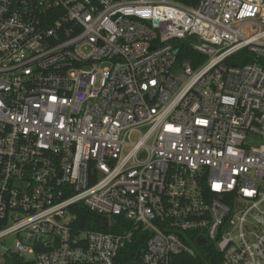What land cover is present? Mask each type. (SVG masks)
Instances as JSON below:
<instances>
[{
  "label": "built area",
  "instance_id": "1",
  "mask_svg": "<svg viewBox=\"0 0 264 264\" xmlns=\"http://www.w3.org/2000/svg\"><path fill=\"white\" fill-rule=\"evenodd\" d=\"M138 240L133 264H264V0H0V264Z\"/></svg>",
  "mask_w": 264,
  "mask_h": 264
},
{
  "label": "trees",
  "instance_id": "2",
  "mask_svg": "<svg viewBox=\"0 0 264 264\" xmlns=\"http://www.w3.org/2000/svg\"><path fill=\"white\" fill-rule=\"evenodd\" d=\"M182 4L196 6L200 0H179ZM192 39V38H190ZM189 39V41H190ZM188 40H182L177 42V64L184 60H189L192 65H195L194 61L200 58L190 46ZM202 59V58H201ZM253 61V56L248 54L246 50H242L233 56H231L227 62L229 64L242 65L247 62ZM70 212L74 215L72 224L76 227L83 229L102 230L105 232L119 233L123 229L130 228V223L123 220L122 216H111V224L107 227L102 225L103 221H107L108 217L100 216L90 211L84 204L77 203L70 208ZM134 235H144L140 230H136ZM140 247L139 240L129 244L122 250L118 256L116 264H133L134 255Z\"/></svg>",
  "mask_w": 264,
  "mask_h": 264
},
{
  "label": "rangeland",
  "instance_id": "3",
  "mask_svg": "<svg viewBox=\"0 0 264 264\" xmlns=\"http://www.w3.org/2000/svg\"><path fill=\"white\" fill-rule=\"evenodd\" d=\"M14 240H15V237H14V236H10V237H8V238L5 240V242H4V247H5V248H9V247H11L12 244H13V242H14ZM0 250H1V249H0Z\"/></svg>",
  "mask_w": 264,
  "mask_h": 264
}]
</instances>
